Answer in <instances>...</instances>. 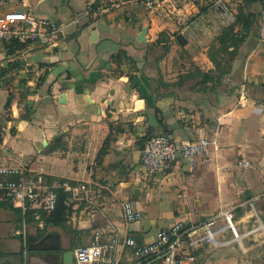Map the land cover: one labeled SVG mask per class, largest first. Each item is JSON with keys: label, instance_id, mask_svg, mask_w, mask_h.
Masks as SVG:
<instances>
[{"label": "crops", "instance_id": "0c3cea01", "mask_svg": "<svg viewBox=\"0 0 264 264\" xmlns=\"http://www.w3.org/2000/svg\"><path fill=\"white\" fill-rule=\"evenodd\" d=\"M155 1L149 12L141 1L0 0V17L31 12L63 26L54 47L29 43L10 54V41H0V165L22 161L48 186L71 187L65 227L17 226L15 214L0 209V264H77L75 251L97 230L147 244L178 222L199 224L223 209L236 210L241 241L229 232L217 244L186 238L180 251L193 258L188 264H264V11L255 7L259 28L230 73L204 82L201 74L216 71L210 48L232 24L221 0ZM121 52L129 59L118 64ZM159 134L212 146L193 168L180 160L150 175L142 150ZM126 202L142 219L126 221ZM118 254L134 262L124 246Z\"/></svg>", "mask_w": 264, "mask_h": 264}, {"label": "built area", "instance_id": "2783aa9c", "mask_svg": "<svg viewBox=\"0 0 264 264\" xmlns=\"http://www.w3.org/2000/svg\"><path fill=\"white\" fill-rule=\"evenodd\" d=\"M141 1L147 11L155 12V0H114ZM97 4V3H96ZM264 11V0H261ZM222 5V4H220ZM94 5L86 9L85 15L94 11ZM223 12V16H224ZM226 14V13H225ZM230 15V14H229ZM230 23L231 17H225ZM63 26L58 22L40 19L31 12L11 11L0 17V41L18 40L21 43H33L43 47H54L60 40ZM212 146V141L207 138H193L187 142H176L168 134H159L150 137L142 150V164L150 175L169 171L180 161H186L190 167H195L197 162L206 156ZM239 166L250 167L248 161H239ZM63 190H71L67 182L59 185ZM82 189L87 191L86 185ZM0 200L14 207L52 212L58 204V193L54 187L46 184L42 175L31 176L22 161H15L10 165H0ZM127 222L132 223L142 219V215L130 202L124 203V214ZM37 218L40 216L36 214ZM231 233L234 238L241 241L238 233L236 210L223 209L205 221L187 225L178 222L168 229H163L152 243L139 244L133 236L121 239L114 230L94 233L93 242L88 246L80 247L75 251L77 264H141L142 261L155 257L164 264H188L193 258L181 252V248L190 239L191 245L202 243L217 244L226 233ZM108 236L106 243L102 242L104 235ZM124 246L130 251L133 263L122 261L118 248Z\"/></svg>", "mask_w": 264, "mask_h": 264}, {"label": "trees", "instance_id": "16d2710c", "mask_svg": "<svg viewBox=\"0 0 264 264\" xmlns=\"http://www.w3.org/2000/svg\"><path fill=\"white\" fill-rule=\"evenodd\" d=\"M261 3V0H241L240 11L236 16V22L231 24L228 28L224 30L221 36L217 39L216 44H214L209 51V56L215 65L216 71L212 73L201 74L202 80L204 82L216 80L221 82L222 79L230 73L232 68V63L238 56L241 46L246 42V40L259 28V20L261 17L260 11H258L256 6ZM99 2L94 6V11L98 10ZM29 43H21L18 40H12L7 43V49L10 54L16 51L23 50L27 47ZM168 50V48H167ZM128 60L125 52H121L118 56L113 57L114 62L121 64L123 59ZM15 68V65H11V69ZM215 73V74H214ZM133 79V77H131ZM13 96L11 95L9 105L12 101ZM25 98V95H22ZM105 150H102V154ZM58 193V204L54 211H38L41 216L40 219H35V211L27 210L25 213L20 208H15L11 204L0 200V209H6L15 214L17 226H21L24 221L29 224L38 225L40 222L46 224H58L63 227L66 226V218L68 213L67 200L70 194L63 189H55ZM1 196V194H0Z\"/></svg>", "mask_w": 264, "mask_h": 264}, {"label": "rangeland", "instance_id": "374dc122", "mask_svg": "<svg viewBox=\"0 0 264 264\" xmlns=\"http://www.w3.org/2000/svg\"><path fill=\"white\" fill-rule=\"evenodd\" d=\"M221 4L222 5L219 6L220 8L218 7V10H220L222 14L223 12L226 13H224V17H226V15L231 17L232 24H234L236 22V16L240 11L241 0H221ZM259 5L261 7V4Z\"/></svg>", "mask_w": 264, "mask_h": 264}, {"label": "water", "instance_id": "95a60500", "mask_svg": "<svg viewBox=\"0 0 264 264\" xmlns=\"http://www.w3.org/2000/svg\"><path fill=\"white\" fill-rule=\"evenodd\" d=\"M147 33V29L144 30V32L142 33V36H141V41L142 42H145V35ZM67 256L71 257V258H74V253H68ZM67 259V257H66Z\"/></svg>", "mask_w": 264, "mask_h": 264}]
</instances>
